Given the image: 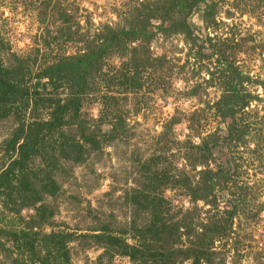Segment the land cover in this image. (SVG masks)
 I'll return each instance as SVG.
<instances>
[{
	"label": "rangeland",
	"instance_id": "1",
	"mask_svg": "<svg viewBox=\"0 0 264 264\" xmlns=\"http://www.w3.org/2000/svg\"><path fill=\"white\" fill-rule=\"evenodd\" d=\"M162 1L0 0V68L28 88L0 105V172L16 156L7 142L19 123L49 121L75 92L66 77L46 84L44 68L84 55ZM194 5L148 20L187 28L110 46L100 70L89 69L76 115L39 135L0 189V264H190V247L213 224L226 229L201 264H264V0ZM235 72L249 78L241 86L250 96L233 110L240 137L225 143L232 118L217 107ZM220 167L230 179L214 188V202L191 200L198 173ZM131 248L171 256L132 262Z\"/></svg>",
	"mask_w": 264,
	"mask_h": 264
},
{
	"label": "trees",
	"instance_id": "2",
	"mask_svg": "<svg viewBox=\"0 0 264 264\" xmlns=\"http://www.w3.org/2000/svg\"><path fill=\"white\" fill-rule=\"evenodd\" d=\"M197 1L199 0H194L193 2H187V0H163L159 5L156 3L153 5V9H149L145 16L142 18L144 20L141 19L136 22H130V26L126 30L121 29L119 31H109L110 29H108L107 34L104 37L102 36V39L99 41V43L96 42V46L94 47V49L88 47L84 55L78 56L67 62L58 61L56 64L44 68V70L40 74V78L45 79L46 84L54 87L60 86L58 85L59 83H61L60 80L66 77L69 79L67 81H69L70 84L72 82V88L73 86H75V92H72L71 99L67 100L64 104L55 105L54 109L49 114V121H41L27 125H23L22 121L19 123L18 127L14 130L13 134L9 138V141L7 142L8 148L11 151H15L16 156L9 162L8 166L0 172V189L8 187L10 185L9 178L14 177L15 173L23 170L22 168L26 165L28 158L36 151L39 135L44 130L49 131L52 129L60 128V126L63 124L62 116L66 113H69L72 116L76 115L79 106L78 99L81 93H84V85L87 79V75L89 74V69L94 68L98 69V71L100 70V64L102 63L101 58L104 56L108 48H110V46L119 47L118 44L132 42L133 40H142V42H148L154 35L153 29H156V32L167 33L172 32V30L175 28H187L188 25L186 23L180 24L177 27L172 24H169L166 27H163L161 24L153 26L149 24L148 20L154 15L159 14L163 21H169V16L171 14L181 11L183 8L188 9L189 11L192 10V8L195 6L194 4L197 3ZM187 37V39H190L189 36ZM98 38L100 39L101 35H99ZM192 39L193 37L191 36V40ZM135 63L138 64L139 62ZM8 73V71L0 68V105L2 106V109L6 108L7 105H12L16 101L28 95V88L20 87L18 83L15 84L11 82L12 80L9 78ZM235 73V77L231 78L233 84L230 86L228 95L222 96L219 102V106L217 107V111L221 113L220 115L225 118L229 116H231L232 118L229 122L230 124H226V127L224 128V142L226 141L225 143L233 142V140L239 136V131L241 130V128L243 126L245 127L244 124H238L240 122H236L233 120V110H243L244 108H246L248 106V101H245L244 99L250 96V94L245 92L244 88L241 86L242 83L248 82L249 78L240 76L239 72ZM40 85L41 84L39 83L33 84L32 95H37L35 89ZM42 86H44V84H42ZM195 149L206 153L201 156L202 159L205 160L208 158V148L204 143H202L201 149L199 147ZM80 153L81 150L79 148L77 151V155H80ZM222 168L223 167H220L216 171L203 169L198 173L200 176L199 180L196 181V183L191 186L190 189H188V195L191 200L206 201L207 199H209L211 202H214V198L210 197H214V188L218 187V183H220V181H223L222 183H226V179H230V176L227 175L228 170ZM156 202V205L159 206L160 202H162L161 198L156 199ZM152 224L154 225L155 221L152 222ZM162 225L163 224H161V226ZM164 227L165 225H163L161 228ZM174 229L175 228H172V231ZM223 229L225 230L226 228H219L218 225L214 224L210 227H206L204 232L201 234V237L197 239V242L190 247V251L187 254V256H190L191 259L190 264H201L202 262H209L208 257L211 256L209 251L211 238L215 233H219L223 231ZM154 231L157 232V230ZM158 232L159 235H161V233H164V230H162L161 232L159 230ZM44 240H48V237L44 238ZM50 249L52 250V248ZM126 256L132 262H138V259H144L142 262L144 263L145 260H155L154 257H156L159 260L162 259L164 263H166L170 259L169 257L171 256V252H165L161 249L153 254L144 255L139 254L137 250L131 248V252L127 253ZM66 263L68 264L67 261L65 262V264Z\"/></svg>",
	"mask_w": 264,
	"mask_h": 264
}]
</instances>
